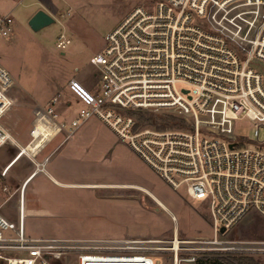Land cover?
<instances>
[{
  "label": "built area",
  "instance_id": "built-area-1",
  "mask_svg": "<svg viewBox=\"0 0 264 264\" xmlns=\"http://www.w3.org/2000/svg\"><path fill=\"white\" fill-rule=\"evenodd\" d=\"M11 22V17L0 18V41L11 33ZM70 44L62 34L57 48ZM92 63L98 70V92L72 79L68 90L80 109L69 130L57 120L56 98L37 113L30 145L41 139L36 147H44L97 118L170 189L186 186L192 199L207 205L212 234L180 239L176 246L174 215L172 239L31 237L22 205L18 223L0 214V260L60 264L75 255L76 264H156L154 256L171 253L173 264H201L207 255L264 254V240L227 237L251 212L264 217V142L258 140L264 129V75L259 69L264 64V0H154L108 33L104 50ZM12 85L0 64V150L14 143L2 124L13 105ZM137 112L172 115L182 122L164 130L141 127L133 116ZM244 120L254 124L253 146L235 135L237 123ZM39 130H48L46 137Z\"/></svg>",
  "mask_w": 264,
  "mask_h": 264
},
{
  "label": "rangeland",
  "instance_id": "rangeland-1",
  "mask_svg": "<svg viewBox=\"0 0 264 264\" xmlns=\"http://www.w3.org/2000/svg\"><path fill=\"white\" fill-rule=\"evenodd\" d=\"M151 3L153 5L154 0H51L48 4L39 0H0V18L12 19L11 33L0 41V64L13 79L9 90L13 105L3 117L2 124L14 139V143L0 150V214L11 222H19L21 190L26 179L38 171L25 193V224L30 234L75 239L165 240L174 236L176 224L172 216L175 215L178 239L211 236L212 220L207 205L192 199L186 186L177 192L170 189L157 174L130 154L127 142L120 140L129 149L121 147V161L118 162L121 165L116 161H113L115 165L107 164L106 167L79 165L80 168L84 166L83 171L91 168V172H79L74 182L93 184L89 186L93 189H83L82 185L71 189L53 185L40 172L43 162L36 158L37 151L43 147V144L36 147L41 139L30 145L37 113L48 108L56 98L57 120L67 122L66 129L69 130L80 109L68 90L69 82L77 79L92 92L99 89L98 70L92 61L104 50L106 36L134 9ZM39 10L48 12L56 22L35 32L29 22ZM62 34L71 40L65 50L57 48ZM259 69L264 75V64L261 63ZM69 100L72 107L66 112L65 104ZM137 114L139 112L133 116L140 125ZM153 117L158 120L164 116ZM254 131V124L244 120L237 123L235 135L246 141L245 146H253L257 143ZM39 132L42 138L48 134V130ZM258 140L264 142V129ZM25 147H29L32 154L22 157L8 170L7 167ZM143 190L151 193L162 205ZM227 237L264 240V217L251 212ZM246 256L264 264V254ZM207 257L202 260L207 264H233L232 255L226 259L218 258V255ZM154 261L156 264H173L172 254L159 253L154 256ZM76 262V256L71 255L60 264ZM0 264L5 262L0 260Z\"/></svg>",
  "mask_w": 264,
  "mask_h": 264
},
{
  "label": "crops",
  "instance_id": "crops-1",
  "mask_svg": "<svg viewBox=\"0 0 264 264\" xmlns=\"http://www.w3.org/2000/svg\"><path fill=\"white\" fill-rule=\"evenodd\" d=\"M97 92H98V88L95 91V93ZM65 105L67 107L65 111L68 112L72 107L71 101L69 100ZM77 105L80 104L78 103ZM98 123L99 125L97 126ZM64 133L59 134L51 141H49L44 147H42L37 151L38 154L36 155V158L43 162L41 164L42 169L40 170V172H43L45 174L49 182H52L53 185L60 188L71 189L82 185L79 182L77 183L74 182L76 176H79V172L84 173L86 170L88 172H91V168H89V170L85 168L83 171L82 168L84 166L80 168L79 165L91 166L92 164H98V165L100 164L106 167L107 164H112L113 161H116L117 163L121 161V155H122L121 147H125L127 150H129L126 146H124L121 143L120 139L105 124H103L98 119H92L91 121L89 120L87 123H85V125H83L80 129L75 131V133H73L70 136L68 134L64 135ZM30 148L29 147L22 148L25 151L23 152L21 151L14 158L12 163H10L7 169L8 170L11 169L22 157L27 155L30 156L32 154ZM129 152L135 159L140 160L132 152V150L131 151L129 150ZM117 165H121V164L118 163ZM36 173L38 174V171L34 172L28 179H26L25 185L22 188L23 191L21 190L19 211L21 206L23 205L25 215H26V206H27L25 199L26 188L29 186L33 178H35V176L33 177V175ZM88 175L90 178L91 175L90 174ZM91 185L83 184L81 188L93 189V187H89ZM94 185H98V184H94ZM145 192L151 195V193H149L148 191ZM151 196L154 197L153 195ZM154 199L159 204L162 205V203L159 202L157 198L154 197ZM29 205L31 207L32 206L34 207L32 203H30ZM25 228H26V224H25ZM26 232L31 237H44V236L51 237L50 235L34 236L27 231V228H26Z\"/></svg>",
  "mask_w": 264,
  "mask_h": 264
},
{
  "label": "trees",
  "instance_id": "trees-1",
  "mask_svg": "<svg viewBox=\"0 0 264 264\" xmlns=\"http://www.w3.org/2000/svg\"><path fill=\"white\" fill-rule=\"evenodd\" d=\"M138 117L140 118V125L145 124V125H153V126H158V129L164 130L167 127L174 128L176 126H180L179 123L182 122L181 120L177 119L176 117L172 115H163L164 117L154 118V114H151L149 112H139L137 114ZM161 119V120H159ZM155 123H160V124H155ZM233 264H262L258 260L250 257V256H243V255H232L231 257ZM200 264V263H199ZM201 264H207V263H201Z\"/></svg>",
  "mask_w": 264,
  "mask_h": 264
},
{
  "label": "water",
  "instance_id": "water-1",
  "mask_svg": "<svg viewBox=\"0 0 264 264\" xmlns=\"http://www.w3.org/2000/svg\"><path fill=\"white\" fill-rule=\"evenodd\" d=\"M56 22V19L44 10H39L30 20L29 25L35 31L39 32ZM225 229L221 230L224 233Z\"/></svg>",
  "mask_w": 264,
  "mask_h": 264
},
{
  "label": "bare ground",
  "instance_id": "bare-ground-1",
  "mask_svg": "<svg viewBox=\"0 0 264 264\" xmlns=\"http://www.w3.org/2000/svg\"><path fill=\"white\" fill-rule=\"evenodd\" d=\"M21 151L23 152V151H25V150L22 149ZM22 208H23V207H22ZM23 211H24V208H23ZM19 215H21V208H20V211H19ZM24 220H25V214H24ZM179 241H180V239L177 238V241L175 242V245H176V246H178Z\"/></svg>",
  "mask_w": 264,
  "mask_h": 264
}]
</instances>
